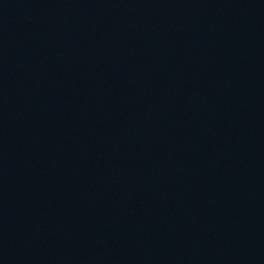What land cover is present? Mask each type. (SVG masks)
<instances>
[{
  "label": "water",
  "instance_id": "water-1",
  "mask_svg": "<svg viewBox=\"0 0 264 264\" xmlns=\"http://www.w3.org/2000/svg\"><path fill=\"white\" fill-rule=\"evenodd\" d=\"M0 264H264V0H0Z\"/></svg>",
  "mask_w": 264,
  "mask_h": 264
}]
</instances>
